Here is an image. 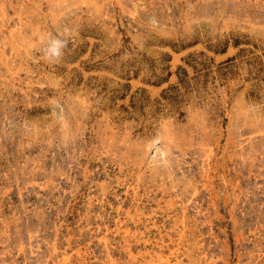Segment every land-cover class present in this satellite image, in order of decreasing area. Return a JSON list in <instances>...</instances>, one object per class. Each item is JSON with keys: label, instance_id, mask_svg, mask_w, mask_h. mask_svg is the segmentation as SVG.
Returning <instances> with one entry per match:
<instances>
[{"label": "rangeland", "instance_id": "1", "mask_svg": "<svg viewBox=\"0 0 264 264\" xmlns=\"http://www.w3.org/2000/svg\"><path fill=\"white\" fill-rule=\"evenodd\" d=\"M0 264H264V0H0Z\"/></svg>", "mask_w": 264, "mask_h": 264}, {"label": "clouds", "instance_id": "2", "mask_svg": "<svg viewBox=\"0 0 264 264\" xmlns=\"http://www.w3.org/2000/svg\"><path fill=\"white\" fill-rule=\"evenodd\" d=\"M65 46V42L61 39H53L51 40L50 46L48 48V54L51 57H59L62 52L61 49Z\"/></svg>", "mask_w": 264, "mask_h": 264}]
</instances>
